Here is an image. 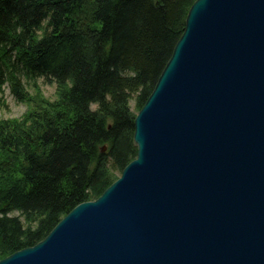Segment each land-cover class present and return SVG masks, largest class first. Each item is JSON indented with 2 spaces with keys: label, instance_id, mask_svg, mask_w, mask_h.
<instances>
[{
  "label": "water",
  "instance_id": "water-1",
  "mask_svg": "<svg viewBox=\"0 0 264 264\" xmlns=\"http://www.w3.org/2000/svg\"><path fill=\"white\" fill-rule=\"evenodd\" d=\"M184 32L135 119L138 157L12 257L264 264V0H196Z\"/></svg>",
  "mask_w": 264,
  "mask_h": 264
},
{
  "label": "trees",
  "instance_id": "trees-1",
  "mask_svg": "<svg viewBox=\"0 0 264 264\" xmlns=\"http://www.w3.org/2000/svg\"><path fill=\"white\" fill-rule=\"evenodd\" d=\"M195 1L0 0V92L10 84L38 103L23 120L0 117V260L43 240L135 159L130 100L138 93V111L147 102ZM41 78L57 84V101Z\"/></svg>",
  "mask_w": 264,
  "mask_h": 264
},
{
  "label": "rangeland",
  "instance_id": "rangeland-1",
  "mask_svg": "<svg viewBox=\"0 0 264 264\" xmlns=\"http://www.w3.org/2000/svg\"><path fill=\"white\" fill-rule=\"evenodd\" d=\"M187 18H188V16H187ZM186 23H187V19H186ZM23 85L25 86L24 91H28L26 93L30 96V98L33 97L36 92L28 84H26L24 79H23ZM38 85H39L41 92H42L45 99H47V100L49 99L52 102H55L58 100L57 84L55 82H50V81L45 80L44 78H41L39 80ZM3 90L4 91H3L2 97L5 99L6 104L4 107L0 108V117L1 118L2 117L5 119H9V118L16 119V118H18L20 120H23L24 118L27 117L28 114H30L32 108L38 104L37 102H35V103L29 102L28 103L26 101L24 103V102L19 101L16 98L15 94L12 92L10 84H6L5 87L3 88ZM130 107H131V110L133 111L134 114L137 115L139 113V111L136 109V104H135L134 100L130 101ZM92 108H93V110H95L97 108V105L93 104ZM97 199H95V200H97ZM19 214L20 213L16 212V211H14L12 213L13 216H18Z\"/></svg>",
  "mask_w": 264,
  "mask_h": 264
},
{
  "label": "bare ground",
  "instance_id": "bare-ground-1",
  "mask_svg": "<svg viewBox=\"0 0 264 264\" xmlns=\"http://www.w3.org/2000/svg\"><path fill=\"white\" fill-rule=\"evenodd\" d=\"M82 1H83L84 3L86 2V4H89V3H92V2L95 1V0H82ZM156 1H157V0H156ZM83 2H80V3H83ZM194 3H195V2H194ZM194 3H193V4H194ZM192 6H193V5H192ZM192 6H191V8L188 10V14L190 13V11H191V9H192ZM53 8H54V7H53ZM54 10H55V8H54ZM51 17H52V14H51V12H50V13L47 15V17H46L45 19H44V18H43V19H44V21H48V20L51 19ZM78 18H79V19L77 20L78 22H86V21H88L87 19H84V17H83L81 14H78ZM64 19H65V18H64ZM68 19H69V18H68ZM186 25H187V23L185 24V29H186ZM185 29H184V31H185ZM183 33H185V32H183ZM182 35H183V34H182ZM182 35H181V36H182ZM180 38H181V37H180ZM180 38H179V39H180ZM178 41H179V40H178ZM174 49H175V48H174ZM173 52H174V50H173ZM172 56H173V53H172L170 59L172 58ZM170 59H169V61H170ZM169 61H168V62H169ZM167 64H168V63H167ZM166 66H167V65H166ZM166 66H165V68H166ZM165 68H164V69H165ZM163 71H164V70H163ZM162 74H163V72L161 73V75H162ZM161 75H160V77H161ZM160 77H159V79L157 80L156 85H157V83L159 82ZM156 85H155V87H156ZM38 86H39V85H38ZM128 93H129V92H128ZM133 94H135V93H132V95H133ZM137 94H138V93H137ZM137 94H136V95H137ZM151 94H152V93H151ZM136 95H133V98H131V100H134V101H135V96H136ZM2 96H3V92H0V97H2ZM150 96H151V95H150ZM150 96H149V97H150ZM149 97H148V99H149ZM148 99H147V101H148ZM131 100H130V101H131ZM5 104H6V103H5ZM95 105H97V104H95ZM4 106H5V105H4ZM4 106H3V107H4ZM143 107H144V106H143ZM0 108H1V105H0ZM90 109H91V111H94V112H95V111L98 110V105H97V108H96L95 110H93L92 105L90 106ZM139 112H140V111H139ZM137 115H138V114H137ZM137 115H136V117H137ZM136 117H135V119H136ZM9 120H13V118H9ZM134 125H135V123H134ZM134 138H135V132H134ZM136 146H137V144H136ZM101 147H102V148H101V151H102V152H105V151H106V148H107L106 143H104ZM137 148H138V147H137ZM137 157H138V149H137V156L135 157V159H136ZM127 166H128V165H127ZM127 166H126V167H127ZM126 167H125V168H126ZM125 168H124V169H125ZM124 169H123V170H124ZM122 172H123V171H122ZM121 176H122V173H121L120 176H118V178H117V179H116L111 185H113V184H114V183H115V182H116ZM111 185H110V186H111ZM110 186H109V187H110ZM107 189H108V187H107L105 190H107ZM104 192H105V191H104ZM104 192H103V193H104ZM103 193H102V194H103ZM94 201H96V200H94ZM86 202H89V201H86ZM83 203H85V202H81V203H79L77 206H79V205H81V204H83ZM77 206H76V207H77ZM87 213H90V210L87 211L86 214H87ZM4 214H5V213L0 212V218H2ZM6 216H7V217H11V215H9V214H7ZM86 217L88 218V216H86ZM89 217H91V218H95L93 214L90 215ZM89 225H92V224L89 223ZM56 226H57V224L55 225V227H56ZM55 227H54V228H55ZM54 228H53V229H54ZM53 229H52V230H53ZM35 245H36V244H35ZM29 247H33V246H29ZM29 247H25V248L19 249V250H17L16 252H21V251H23V250H25L26 248H29ZM184 250L187 251L188 248L186 247ZM16 252L10 254L9 256H6L5 258L1 259L0 261L11 258V257L13 256V254H15ZM11 259H12V260H11V263H12V264H13V261L18 262V263H22V264H28V262H27L28 259H27V257H24V256H22V257H17V255H16L15 257H12ZM26 262H27V263H26Z\"/></svg>",
  "mask_w": 264,
  "mask_h": 264
}]
</instances>
